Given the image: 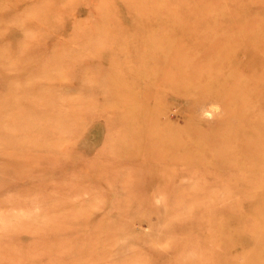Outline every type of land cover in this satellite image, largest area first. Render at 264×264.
Masks as SVG:
<instances>
[{"label":"rangeland","instance_id":"374dc122","mask_svg":"<svg viewBox=\"0 0 264 264\" xmlns=\"http://www.w3.org/2000/svg\"><path fill=\"white\" fill-rule=\"evenodd\" d=\"M13 1L0 0V48L14 51L23 66L16 82L0 77V264H264V220L244 197L257 185L243 190L240 178L212 185L203 176L212 167L174 166L162 155L166 143L149 159L135 153H150L145 139L188 142L202 126H218L219 104L192 119L184 101L169 98L151 129L124 130L106 70L145 33L122 16L101 22L120 12L111 0ZM245 1L243 18L233 21L248 24L236 39L256 47L257 68L247 76L256 79L254 106L264 119V0ZM54 3L55 20L35 19ZM209 3L212 45L218 3ZM21 85L37 95L9 113L8 95ZM173 152L189 157L180 147Z\"/></svg>","mask_w":264,"mask_h":264},{"label":"bare ground","instance_id":"6f19581e","mask_svg":"<svg viewBox=\"0 0 264 264\" xmlns=\"http://www.w3.org/2000/svg\"><path fill=\"white\" fill-rule=\"evenodd\" d=\"M226 1L217 0V38L210 45L206 36L213 29L209 24L208 6L211 0H111L110 6L114 5L120 12L118 15L110 12L108 18L103 15L101 22H109L114 15L122 16L131 21L135 32H144L146 36L141 40H132L138 44L131 42L126 48L122 47L121 60L107 67V92H111L112 102L120 104L117 113L121 125L126 126L124 130L127 126L135 127L136 135L144 133L143 127L147 129L155 124L153 119L157 107L169 98L184 101L186 106L182 110L190 117L196 115L192 119H198L197 115L207 106L218 103L224 113L223 122L218 126H202L197 137L188 142L181 143L177 138L165 135L158 141L145 139L150 153H135L149 159L154 154H161L158 145L167 144L166 149H161L164 150L162 155L169 154L174 166L195 164L200 172L212 167L210 173L203 174L209 177L212 185L231 183L233 179L240 178L245 190L254 183L257 188L244 197H252L253 205L261 212L255 217L264 220V119L254 106L258 92L256 79L247 76L249 71L257 68L256 59L251 57L256 47L250 45L246 37L236 39L240 33L244 35L248 24L233 21V18H243L245 9L239 7L247 2L230 0L227 5ZM20 2L14 0L11 5ZM52 6L47 9V16H35V19L43 23L55 20V3ZM175 7L181 8L178 17ZM174 14L176 17H171L170 26L165 25L170 15ZM23 28L21 26L20 30ZM80 35L83 40L85 31L80 30ZM133 38L137 39L138 35ZM212 49L215 57L210 62L209 52ZM110 54L104 55V58L112 56ZM14 56V51L0 48V77L3 74L14 76L16 82L23 65L20 59L14 62ZM208 68L213 71L208 72ZM33 90L34 86L21 85L10 93L8 98L14 106L9 113L16 112L28 97L37 95ZM175 147L184 149L189 157L181 158L175 154ZM192 156L195 159L192 160ZM220 169L228 170V173L218 172ZM232 186L235 188L237 185ZM229 188L232 189L231 185Z\"/></svg>","mask_w":264,"mask_h":264}]
</instances>
